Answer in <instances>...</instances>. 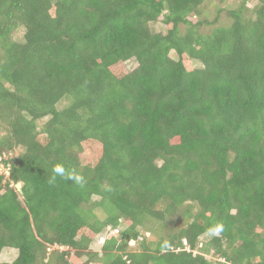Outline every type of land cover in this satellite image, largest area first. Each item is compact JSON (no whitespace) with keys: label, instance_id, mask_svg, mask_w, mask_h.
I'll list each match as a JSON object with an SVG mask.
<instances>
[{"label":"trees","instance_id":"obj_1","mask_svg":"<svg viewBox=\"0 0 264 264\" xmlns=\"http://www.w3.org/2000/svg\"><path fill=\"white\" fill-rule=\"evenodd\" d=\"M202 2L0 0V264H264V0Z\"/></svg>","mask_w":264,"mask_h":264},{"label":"rangeland","instance_id":"obj_2","mask_svg":"<svg viewBox=\"0 0 264 264\" xmlns=\"http://www.w3.org/2000/svg\"><path fill=\"white\" fill-rule=\"evenodd\" d=\"M240 0H203L201 3L199 9V14H191L189 17L192 21L196 20H204L205 22L202 23L200 27V32L202 33H208L213 28H216L218 26H225L231 22V18L228 16L227 11L228 9L235 8ZM254 1H250L248 3V7H252L254 5ZM152 30L155 32L165 33L166 29L168 28L167 25H165L161 21V17L158 18L157 21L150 24ZM185 26L183 24L180 25V31L184 32ZM16 39H20V35L22 34V28H18L16 32L14 33ZM171 57H175L174 52L170 53ZM193 67H200L199 61H193L192 62ZM136 61L134 59H129L123 62L116 63L114 65L113 70L115 73L120 74L122 72H129L132 69L136 67ZM62 106V104L59 105V107ZM2 133V130L0 129V134ZM95 212L98 217H104L105 212L101 208L97 207L95 208ZM184 223L183 217L181 214L175 213L174 215L167 217L164 221V225H161L157 221L152 220V223L150 226H148V230H145L143 228H139L140 232H144L147 240L150 242L156 241L157 238L160 236H166L168 233H173L177 229H179ZM125 227V223L121 220L120 224L117 226V228H104L101 232L96 234H91L90 231L83 230V234L86 235V237L89 239L90 243L88 248L92 251H96L100 253V248L105 240L106 237L113 235L117 236V231L122 230ZM207 238V235H203L199 238L201 241ZM129 245L134 246L135 241L130 240ZM200 245V244H199ZM198 245V246H199ZM71 251V249H70ZM72 252V251H71ZM17 255V250L15 248L11 247H4L0 252V262H10L12 261ZM210 259H216L215 256L212 254L206 255ZM87 256L83 255L80 258H73L72 254L69 257L73 261L74 264H81L86 260Z\"/></svg>","mask_w":264,"mask_h":264},{"label":"clouds","instance_id":"obj_3","mask_svg":"<svg viewBox=\"0 0 264 264\" xmlns=\"http://www.w3.org/2000/svg\"><path fill=\"white\" fill-rule=\"evenodd\" d=\"M55 171H56L57 173H60V174L63 173V169H62L61 167H57V168L55 169Z\"/></svg>","mask_w":264,"mask_h":264},{"label":"water","instance_id":"obj_4","mask_svg":"<svg viewBox=\"0 0 264 264\" xmlns=\"http://www.w3.org/2000/svg\"><path fill=\"white\" fill-rule=\"evenodd\" d=\"M16 188L19 192L21 191V182L16 183Z\"/></svg>","mask_w":264,"mask_h":264},{"label":"built area","instance_id":"obj_5","mask_svg":"<svg viewBox=\"0 0 264 264\" xmlns=\"http://www.w3.org/2000/svg\"><path fill=\"white\" fill-rule=\"evenodd\" d=\"M0 170H4V166L3 165H0Z\"/></svg>","mask_w":264,"mask_h":264}]
</instances>
